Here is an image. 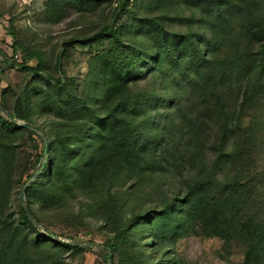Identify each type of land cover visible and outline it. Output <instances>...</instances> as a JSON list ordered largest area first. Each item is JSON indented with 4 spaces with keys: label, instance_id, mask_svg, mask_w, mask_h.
Listing matches in <instances>:
<instances>
[{
    "label": "rangeland",
    "instance_id": "obj_1",
    "mask_svg": "<svg viewBox=\"0 0 264 264\" xmlns=\"http://www.w3.org/2000/svg\"><path fill=\"white\" fill-rule=\"evenodd\" d=\"M76 1L65 0L56 7L59 0H0V248L8 238L5 228L23 221V191L26 206L41 221L38 230L22 229L19 239L26 238L29 246L16 243L1 264H244L246 248L240 241L205 237L199 223L165 241L153 237L145 223L129 228L122 238L116 230L138 216L152 217L169 199L181 198L201 180L214 164L215 147L227 123L237 125V136L245 143L250 178L256 179L259 198L254 215L264 224V68L259 67L262 44L251 41L249 34L252 23L264 27V0H236L243 5L239 20L216 25L215 39L202 38L209 28L201 26L215 22L204 16L208 21H203L189 2L134 0L117 20L120 43L94 46L83 38L114 22L120 0L94 12L78 11ZM146 19L159 21L169 32L197 36L196 41L204 43L208 67L197 70V63L188 59L172 69L155 68L144 55L151 53L140 26ZM15 42L42 54V74L33 77L19 66L10 67V60L17 65L24 61L22 52H14ZM109 62L133 72L118 99L130 98L124 116L135 136L141 142L147 139L142 144L145 160L156 172L145 165L99 166L100 171L80 183L78 170L96 150L93 125L108 108L102 90L104 79L114 72ZM37 63L33 59L27 64L35 67ZM52 77L62 79L60 87ZM224 95L228 97L223 109L199 120L202 130L193 134V115L205 116ZM18 103L28 120L17 123L30 127L34 135L24 128H8ZM168 128H172L169 141L174 145L164 150L161 144L170 137L165 133ZM234 136L230 129L231 145L236 142ZM42 138L50 152L47 161L41 157ZM185 147L187 157L182 159L178 152ZM54 158L58 167L52 172ZM41 169L36 189L27 195L28 183ZM230 173L224 168L218 182L234 176ZM44 186L51 192L40 196L39 188ZM39 237L41 243L36 245ZM53 239L83 250L56 245ZM111 246L114 250L109 252Z\"/></svg>",
    "mask_w": 264,
    "mask_h": 264
},
{
    "label": "trees",
    "instance_id": "obj_2",
    "mask_svg": "<svg viewBox=\"0 0 264 264\" xmlns=\"http://www.w3.org/2000/svg\"><path fill=\"white\" fill-rule=\"evenodd\" d=\"M52 1V0H51ZM59 0L56 7L60 5ZM134 0H120L117 8L114 10V22L105 26L101 31L92 36L83 38L84 43L89 45H96L105 41H112L113 43H120V30L116 27L118 17L129 10L131 2ZM179 1V0H177ZM182 2H189L195 9L201 12L202 20L208 21L210 18L215 23L211 25H202L201 27L206 30V34L202 35L203 39L215 36L216 25L222 23H234L240 18L243 11L242 1L236 0H180ZM112 0H78L76 1L77 10L80 12H94L101 8L105 3H111ZM52 5V3H51ZM194 7V6H193ZM53 10H58L53 7ZM203 16L206 17L203 19ZM141 29L150 41V52L145 53L146 59H152L154 67L162 70L164 68H174L180 61L192 59L197 63L195 69H206L209 65V59L206 58L204 43L196 41L197 36H184L177 33L169 32L162 23L155 19H146L140 21ZM250 40L262 44L261 56L259 59V67L264 68V27L256 23H252L249 30ZM199 36V35H198ZM215 39V37H214ZM78 43V42H72ZM14 52H22L24 54V61L22 64H15L10 60V67L19 66L24 71L32 73L33 77L43 73V57L38 51L24 47L18 42L13 44ZM208 51V50H207ZM139 55L137 50L133 52ZM0 54H2L0 50ZM36 59L37 66L30 67L27 63ZM58 64H61L59 58ZM112 67L114 72L104 79L105 87L102 90L104 96V103L108 104V108L103 115L97 116L95 124L93 125L92 138L97 143L96 150L91 159L87 160L84 165L78 170L77 179L80 183H85L90 175L96 171H100L99 166L105 167L112 165L116 168L136 166H147L148 171L154 172L150 163L145 160L146 150L142 142L135 136L132 125L124 116L126 109L130 107V98L123 99L119 96L126 90L133 72L127 69L117 68L116 62L108 64ZM107 66V67H108ZM53 78V77H52ZM57 86L62 84L61 78L52 79ZM228 95L222 96L215 103L210 110H207L205 116L193 115L194 129L192 133H200L202 126L198 125L199 120L207 118L213 112H219L223 109L225 99ZM138 104V103H136ZM3 109L0 104V111ZM15 116L10 115V120L6 123L8 128L12 131L23 129L34 135L30 127L18 124V120L27 121L28 117L22 114L21 104L15 108ZM183 123L180 125L183 126ZM237 125L227 123L224 127V132L221 135L219 144L215 147L217 157L210 170L203 173V178L196 181L193 186L188 188V191L181 194V198L169 199L163 207L158 210L152 217L138 216L137 218L128 221L122 226L121 229L116 230L119 238L124 236V233L137 224H146L153 235V237L160 241H165L171 238H178L182 236V229L190 224L199 223L201 226L202 234L205 237H218L226 242L240 241L246 248L244 264H264V224L259 222L254 215L256 213V206L258 205V196L254 188L255 178L251 179L248 161L246 159V151L243 150L245 143L241 140V135L237 136ZM165 133L170 136L166 141H162L161 147L166 150L174 145L173 141H169L172 135V128H168ZM235 131L234 144H229V131ZM182 139L185 141V133L182 134ZM44 153L41 157L49 160L51 157L48 154L47 143L44 138ZM181 140V143L184 141ZM180 143V144H181ZM160 143L154 145L158 148ZM179 144V145H180ZM160 155L164 156L163 153ZM178 157L182 159L187 157L186 147L179 150ZM194 160V159H193ZM166 161V160H165ZM56 159L54 158L51 164V171L57 168ZM205 167V165L203 164ZM46 166L44 167V169ZM230 169V175L226 182L219 183L218 176L223 175V169ZM41 171H37L33 177L32 183L27 187L26 194L30 195L36 189L35 181L41 178ZM156 172V171H155ZM94 178V176H93ZM29 184V183H28ZM51 191L47 186L42 189L39 188V195L44 196ZM25 194V193H24ZM20 212L23 221L18 226L8 225L5 228L8 238L3 246L0 248V264L5 262V257L8 252L15 247L18 243L19 246L28 247L29 241L26 238H21L22 229L29 226L32 230H38V225L41 224L39 218L35 215L34 211L26 206L25 200L22 197L20 200ZM0 218V224H2ZM148 223V224H147ZM54 244L74 249L83 250L79 245L65 244L57 239L52 240ZM39 243L36 241V245ZM109 252L114 250V246L108 248ZM109 261L111 258H108ZM57 264V263H50Z\"/></svg>",
    "mask_w": 264,
    "mask_h": 264
},
{
    "label": "water",
    "instance_id": "obj_3",
    "mask_svg": "<svg viewBox=\"0 0 264 264\" xmlns=\"http://www.w3.org/2000/svg\"><path fill=\"white\" fill-rule=\"evenodd\" d=\"M37 174H38V173H37ZM32 181H33V180H31V181L29 182L28 186L32 183ZM28 186H27V187H28ZM24 193H25V191L22 192V201H23V195H24Z\"/></svg>",
    "mask_w": 264,
    "mask_h": 264
}]
</instances>
